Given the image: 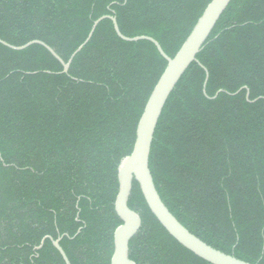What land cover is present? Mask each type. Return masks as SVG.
I'll return each mask as SVG.
<instances>
[{
  "label": "trees",
  "instance_id": "trees-1",
  "mask_svg": "<svg viewBox=\"0 0 264 264\" xmlns=\"http://www.w3.org/2000/svg\"><path fill=\"white\" fill-rule=\"evenodd\" d=\"M210 2L0 0V39L43 41L68 62L95 21L115 15L125 36L153 37L174 57ZM198 60L163 110L151 172L189 231L264 264V0H232ZM166 66L155 44L121 39L110 19L68 73L42 45L0 42V264H66L57 239L71 264H112L118 168ZM129 206L143 222L130 241L137 264H211L169 234L137 181Z\"/></svg>",
  "mask_w": 264,
  "mask_h": 264
},
{
  "label": "water",
  "instance_id": "water-1",
  "mask_svg": "<svg viewBox=\"0 0 264 264\" xmlns=\"http://www.w3.org/2000/svg\"><path fill=\"white\" fill-rule=\"evenodd\" d=\"M231 1L232 0H211L190 35L174 57H170L164 51L161 44L153 37L125 36L120 30L115 15L103 16L95 21L87 40L72 54L68 62H65L52 47L43 41L34 40L22 46H13L0 39L1 43L14 50H25L34 44L42 45L62 63L64 67L63 72L68 73L73 59L91 40L99 23L104 19H110L114 23V28L121 39L128 42H138L141 40L150 41L155 44L160 54L167 60V66L155 85L138 122L133 151L122 160L118 168L119 192L115 201V210L123 223L114 232L112 264H137L130 258V241L140 232L143 222L140 213L131 209L129 206L134 181L139 183L148 207L162 226L182 246L193 252L196 256L211 264H252L214 248L189 231L163 202L150 168L152 144L156 128L166 103L192 63L197 62L204 67L199 62L198 55L205 47L212 31ZM208 79L209 72L207 71L204 82L205 94ZM244 88L247 89L246 87ZM220 92L221 91L212 97V99L217 98ZM249 96L250 92L248 91L247 98H249ZM60 241L61 239L55 240L54 245L61 253L66 264H71L67 254L60 245ZM43 243L44 240L42 245Z\"/></svg>",
  "mask_w": 264,
  "mask_h": 264
}]
</instances>
